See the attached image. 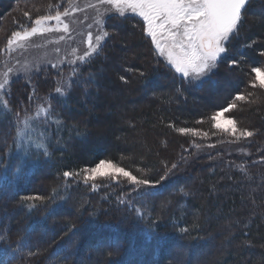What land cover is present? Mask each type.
Instances as JSON below:
<instances>
[{"label": "trees", "instance_id": "obj_1", "mask_svg": "<svg viewBox=\"0 0 264 264\" xmlns=\"http://www.w3.org/2000/svg\"><path fill=\"white\" fill-rule=\"evenodd\" d=\"M70 1L0 0V60L20 25L30 26L38 16L63 11ZM106 21L110 36L103 51L81 69L95 80L87 93L74 87L61 112L69 126L76 124L86 135H73L66 146L55 147L46 163L28 165L22 179L14 181L11 171L8 179H0V231L8 234V243L0 248L15 245L30 233L31 245L40 251L19 256L15 264H264V90L249 84L251 67L264 62L259 55L264 51V0H253L248 7L239 37L212 78L184 96L177 95L173 73L161 58L157 63L150 39L140 26H133L134 20L113 16ZM252 41L256 42L252 47L243 46ZM241 56V66L229 70L227 61ZM59 68L64 77L69 75L71 66ZM128 68L146 76L129 73ZM41 69L46 71L33 73L31 83L22 78L11 82L7 99L13 109L28 107L33 87L41 97L55 95L58 69ZM121 75L130 82L123 83ZM237 92L251 93L248 99L253 101L236 102L237 107L225 114L240 130L253 131V137L240 140L213 128L208 119ZM180 128L198 130L199 135L181 134ZM14 135L7 119L0 118V159L5 163V140L11 145ZM62 135L67 140L68 132ZM12 151L15 163L18 153ZM100 159L151 179L159 178L165 163L181 165L164 181V197L155 201L152 217H159L155 225L118 205L120 188L112 185L93 192L62 176L63 171L94 166ZM65 183L71 184V199L62 207L37 201L40 206L29 212L21 206L33 203L20 202L21 196L47 197L55 188L63 192ZM180 186L188 195L169 197ZM166 197L173 203L162 211L160 202ZM72 224L79 229L75 237L68 233ZM153 227L156 231L150 232ZM53 253L58 255L50 260ZM3 259L0 254V262Z\"/></svg>", "mask_w": 264, "mask_h": 264}, {"label": "snow or ice", "instance_id": "obj_2", "mask_svg": "<svg viewBox=\"0 0 264 264\" xmlns=\"http://www.w3.org/2000/svg\"><path fill=\"white\" fill-rule=\"evenodd\" d=\"M252 2L253 0H98L97 4L89 5L96 9L95 23L99 26L97 34L93 37L91 32L88 33L87 49L79 56L73 49L74 59L67 61L69 65H72L67 77L63 76L64 70L59 68V63H64L63 60L52 64L53 68L58 69L57 75L60 77L54 88L55 95L50 92L41 97L33 87L32 93L28 96V107H17L16 109L11 107L7 97L10 96L9 74L13 69L7 67L5 62L6 71L3 74V80L0 81V118L7 119L9 129H14L15 135L12 137L11 145H7L5 140L8 162L5 163L3 159H0V179H8L9 171H11L14 181L22 179L28 165L46 163L55 147L66 146L67 142L73 139V135L76 138H83L86 135V132L79 129L76 124L73 123L69 126L61 112L64 107L63 102L70 96L74 87H83L87 93L88 86L95 80L91 73L85 77L81 69L103 51L104 42L110 36L109 31L104 28L107 21L103 17L107 14L115 13L118 18L134 20V27L140 26L146 37L150 38V44L154 46L153 55L158 58L157 63L162 57L165 61L164 67L173 73L172 78L177 95L184 96V93L190 88H202L215 74L222 59H227L226 54L230 51L229 46L233 40L239 37L240 29L247 16V9ZM52 7L54 6L49 5V8ZM24 15L31 19L27 11L24 12ZM69 15L68 8H65L63 11H55L54 14L50 12L38 16L32 20L30 26L20 25L7 40L6 51L14 52L17 49H25V42L38 35L44 36L54 32L68 33L69 24L65 22L64 18ZM53 21L54 24L51 23ZM255 43L252 41L243 46L249 48ZM259 55L264 57V51L259 52ZM243 59L244 57L241 56L239 59L228 60V69L240 67ZM22 71L27 74L31 72V68L28 64H24ZM37 71H46V69H37ZM126 71L129 73L138 72L140 77L146 76V73L139 69L128 68ZM251 74L254 75L249 79L250 87L264 90V62L251 67ZM119 78L125 84L130 82L129 78L124 75ZM28 80L31 83L30 76ZM6 86L8 87L6 88ZM251 95V93L237 92L227 106L214 111L208 117L212 127L235 137L236 140L253 137V131L240 130L234 118L225 116L226 113H230L237 107L236 102H253L248 99ZM33 105H35L34 108ZM202 122L197 121V123ZM64 131L68 132L67 140L62 135ZM178 131L181 134L192 132L194 136L199 135L198 130L180 128ZM208 135V132L203 133L204 137H208ZM12 149L18 153L15 163L12 162L14 155ZM184 160L185 157L182 155L181 161ZM180 166L179 163H172L170 166L165 163L163 173L159 178L151 179L145 174H134L133 171L127 170L111 160L100 159L94 166H85L75 171H63L62 176L65 181L71 180L73 184L82 182L93 192L99 191L101 187L112 185L120 188L121 191L116 196L118 205H123L129 212H134L140 220H148L152 225H155L159 219V217L155 219L152 217L155 201L164 197L166 190L164 181L174 175L173 170ZM136 172L143 173V170L136 169ZM98 181L101 183H97ZM70 188L71 184L65 183L63 192L59 188H55L52 194L47 197L21 196L20 202H33L21 204V206L26 207L29 212L43 205L45 201L62 207L71 199ZM187 195L188 192L183 186L169 193V197ZM169 197L160 202L162 211L173 203ZM37 201L40 202V205L35 203ZM55 210V208L51 209L50 213H54ZM95 215V213H90L92 217ZM195 227L199 229L198 222ZM149 231L155 232L156 229L153 227ZM180 232L189 233V229L180 228ZM68 233L71 234V237H75L79 234V229L75 224H72L68 228ZM29 237L30 233H26L20 236L15 245L9 244L6 249L0 248V254L4 256L0 264H15L19 256L37 255L40 249L38 246L33 248ZM5 243H8L6 230L0 231V245ZM57 255L58 253H53L49 259L52 260Z\"/></svg>", "mask_w": 264, "mask_h": 264}, {"label": "rangeland", "instance_id": "obj_3", "mask_svg": "<svg viewBox=\"0 0 264 264\" xmlns=\"http://www.w3.org/2000/svg\"><path fill=\"white\" fill-rule=\"evenodd\" d=\"M97 3L98 0L70 1L67 7L70 15L64 18L65 22L69 24L70 30L68 33L54 32L47 33L44 36L38 35L32 37L29 41L25 42V49H17L14 52H8L5 48L0 60V81L3 80V74L6 71L5 62L7 63V67L13 69L9 74L11 82L19 78L28 80V77L37 72V69L52 67L53 63H58L61 60L64 63H59V67L64 65L72 67L67 61L74 59L72 55L73 49H75L77 56L82 54L87 49L88 33L91 32L93 37H95L98 32L99 26L95 23L96 9L89 7L90 4ZM113 16H116V14L109 13L103 19L107 20ZM51 23L54 24L55 22ZM60 37H63V39H60ZM49 41L54 42L50 43ZM161 59L164 61L162 57ZM24 64L29 65L31 72L26 74L22 71Z\"/></svg>", "mask_w": 264, "mask_h": 264}]
</instances>
